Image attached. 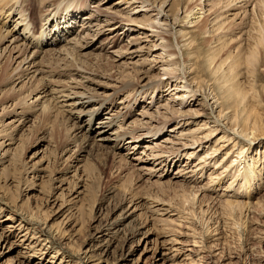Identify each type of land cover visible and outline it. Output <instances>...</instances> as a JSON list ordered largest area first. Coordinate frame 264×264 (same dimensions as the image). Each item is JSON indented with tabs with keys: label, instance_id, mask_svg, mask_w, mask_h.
Masks as SVG:
<instances>
[{
	"label": "bare ground",
	"instance_id": "bare-ground-1",
	"mask_svg": "<svg viewBox=\"0 0 264 264\" xmlns=\"http://www.w3.org/2000/svg\"><path fill=\"white\" fill-rule=\"evenodd\" d=\"M27 1L0 0V45L9 43V45L0 51V58L5 57L8 53L9 58L16 62V59L22 58L23 55L15 58L12 51L15 49L25 52L24 58L18 62L14 71L21 73L25 78H29L28 83L34 84L32 88L35 90L34 93H36V97L32 102L28 100L34 98L33 91L28 92L23 97L18 98V96H13L10 98V102L18 98L14 107H21V110H15V117L21 115L27 119L29 111H39L35 116L34 128H38L44 119H48L50 124L48 128L51 134L49 137H46L45 133H42L43 136L40 139H50L52 144L54 142L55 147L53 148L60 152L62 144H57L55 133L57 129H63L66 136L61 152L65 154L64 149L72 151L67 160L72 161L74 158L77 159V156L84 152L88 156L85 166L73 167L75 172L74 179L61 178V183L57 186V189H62L61 194L65 193L69 194V196L76 194V198H79L83 194V191H78L79 188L83 187V184H80V181L84 177L81 172H85L90 165L92 166L94 163H97L93 161L94 163L91 164L93 156L88 150V146L92 147L93 145L95 148V144L92 142L93 136L87 134L86 130H93L96 126L95 120L97 117L103 112V109L108 108L107 112L108 110L110 111L107 114H111V119L109 122L107 121L102 124L103 129L100 127L97 132L98 136L102 137L98 140L102 141L100 145L104 146V149L113 150V144L117 147L123 143L128 145L127 151L130 154L133 151L131 149H135L136 145L139 144L138 142H141L139 139L141 140L142 138L147 139V142H145L146 146H142L143 151L139 152V155L134 158L136 161H143L144 156H147L149 160L151 159L149 157L152 155L151 157H155V161L159 160V164L165 170L168 168L169 172L173 165L180 162L181 155L186 149L188 155L185 161H187V165H190V168L192 165L194 167L191 169L192 174L189 177L186 175V166L183 170L182 165L175 174H179L177 177H184L181 184H176L177 189L182 192L180 197L177 196L178 199L180 198V206L177 203L178 206H174V202V205H169L164 202V199L160 200L161 198L158 199L157 196L153 201L148 203V209L153 212L157 220L165 221L169 218L170 220L168 221L170 222H178L177 224L175 223L178 227L177 230H173L172 228V233L177 234L167 238L164 241L163 248H161L158 242L155 243L153 257L158 261V264H229V262L232 264V260L240 256L231 255L227 257L220 250L222 247H217L220 245L218 241L224 236L221 232H217V230H215L214 234L212 231L207 230L210 221L206 223L209 218L205 219L207 208L204 209L205 205L203 206V201L207 196L205 190L217 194L218 192L216 191L221 187V182L229 175H233L224 186L223 190L225 191L221 192L222 196L226 195L227 197L222 201H217L222 208L227 209V214L232 215L237 213L242 217H247V214L252 211L254 212V208L261 204L259 202L261 199L252 201L251 196L255 192L257 180L261 178L262 171L258 170L259 163L249 155V147L243 142L249 139L264 138V115L262 117L258 111L259 104H257L258 101L255 99L257 94L254 92L256 91L255 75L264 71V63H262L263 54H261L262 50H264L262 48L264 46V0H223L224 2L222 0H178L179 4L174 16H171L170 9L167 10V7L170 6L169 0H117L113 3L115 6L109 8L104 7L105 0H100L95 6H92L96 7L95 10L94 8L90 9V4L95 3L94 0H59L58 5L50 9V11L47 12L48 9L40 11L41 26L39 31L35 30L36 27H34L30 20L31 18L28 17V8L26 9ZM46 1L49 0H41L40 2L41 4H45ZM120 2L126 3L128 8H123L121 11L117 10L116 5H119ZM181 2L182 6H180ZM221 3H223L222 6H220ZM260 10H262L263 14L258 18V11ZM82 11L91 12H86L83 19L96 18L97 20H93L98 21V25H101L102 20L100 18L104 17V21H107V24H103V28L107 27L109 34H112L120 26H129L128 29H137L140 31V34H145L144 36H133V41L131 39L133 44L141 42V37H145L149 41V43H145L141 47L130 49V53L144 56V59L140 64H137L140 67L138 69L137 80L135 82L121 83L119 88V91H123L122 97L124 102L122 105L127 111L130 110V113L142 98L146 103H151V105H145L146 103H144L141 107L142 113L138 114L141 117H137L135 121H132V127L128 130L123 127L125 125L126 114L122 113L121 110L120 112L112 113L114 108H117L118 90L114 89L113 93L109 95L110 98L105 99L103 98V93H98V95L94 96L90 95L86 89L78 91L76 85L75 88L71 87L72 85H54L59 82H55L53 80L55 76L52 77V75L53 73L57 75L59 66L57 63L56 66H47L49 60L60 61L69 59V61L77 64L76 49L75 52H71L67 45V47L63 46L65 44L62 43L61 46L57 45L61 41H64L62 39L67 37L71 31L78 32V27L86 24L83 19L77 20L78 14ZM46 12L47 17L44 19L43 17ZM63 12H65L64 15ZM232 12L235 13H233V16H230ZM249 20L250 26L246 23ZM230 21L233 22V25L244 30L242 33L244 38L236 39L242 42L233 49H231L230 44L236 40L223 42L219 38H216ZM9 22H13V26L5 29ZM202 22L206 24V31L199 25ZM81 23L82 25H80ZM132 24H135V26ZM192 29L201 32L199 36H201L202 40H210L207 51L198 50L197 42L189 35ZM62 32L63 34H61ZM167 33L176 39L177 46H174L175 43L171 39L166 38ZM87 38V36L79 37L78 43L83 39L85 41ZM205 45L207 46V43ZM44 46L53 47L45 51L44 56L48 57H46L47 60L42 56L41 60L37 63L35 60L38 58L37 56L40 52L37 48L42 49L45 48ZM188 50H191V52L187 53ZM118 52L120 54V51ZM24 64L27 65L26 68L22 67ZM61 68L68 70L69 74H71L69 68ZM2 69L5 72L3 67ZM238 69L242 70L237 72L236 70ZM238 76L243 80L240 81ZM26 83L24 82V84ZM80 86H84L83 82ZM166 89H168L167 91H169L170 95L164 98ZM106 91L104 89L102 92ZM133 91L138 93L134 94ZM149 93H152L151 98L146 101L145 96ZM60 98L63 99V102L60 101ZM67 101H70V103L63 104L67 103ZM161 101L165 102L159 104ZM252 103L255 104L252 105ZM57 104L62 105L59 107ZM93 104L92 110L86 111L85 108ZM108 104H110L109 107H107ZM64 107H67V109ZM2 111L4 113L5 107L2 108ZM62 111L67 113L68 116L62 114ZM83 114L88 116L85 120H83ZM192 117H200L206 120L201 122L197 128H184L182 125H188L190 123L188 120ZM161 119L174 121V125L170 126V129L165 124L157 126V123ZM194 120L197 122V118ZM14 121L16 120H12L9 123L14 124ZM4 122L2 116H0V124L2 126ZM115 125L118 132L116 133V141L111 143L112 139L106 135L108 130L112 129L110 127H114ZM141 127L149 128L142 131L144 129ZM17 128V125L8 128L1 127L0 138L4 139L10 136V140H13V132ZM85 128L86 130L84 131ZM171 133H174L176 137H171ZM160 137H163L162 142L160 141ZM176 139H179L182 143L178 144ZM211 139L216 140L215 144L212 148H206ZM29 141L30 134L21 139L11 158L7 160L8 164H10L5 166V168H17V165L20 164L25 174V177L16 178L15 175L10 176V171H5V184L7 188L2 189L0 187V191L6 192V195L9 194V200L13 204H15L16 199L14 194L9 192L11 191V183L8 184V182L11 179L17 182L16 187L18 190L20 189L18 191L19 196V194L23 193L20 185H27L24 192L26 193L25 195H28L32 192V189H35L33 188L32 179L41 177L40 172L42 169H39L37 163L30 165V163L24 161L25 159H22ZM3 146L4 142H0V150ZM221 152L224 155L214 164V159ZM55 155L57 156L56 153ZM62 158L63 156H61ZM118 159V169H120L121 173L122 163L129 161L123 155H120ZM131 167L133 171L138 168L137 166V168L135 167V164H131ZM208 169L212 171L206 175L207 178L205 177L207 182L201 184L199 180L202 179L201 177L204 176V173ZM153 170L151 168L150 172ZM185 170L186 172H184ZM161 174L157 177L158 180L153 183L160 187L164 184L166 185V183L159 180L162 178ZM155 175L152 176L155 177ZM128 182L131 186L132 180ZM44 183L48 182L45 181ZM167 184L172 186L171 182ZM177 189L175 188L176 191H178ZM131 195L134 198L127 201L129 202L128 206L123 207L121 213L122 219L131 217L135 209L141 205V196H139L138 200H135V195ZM166 201L169 203L168 200ZM214 201L212 200V203ZM95 202L97 203V201ZM207 206L209 207L208 204ZM172 217L175 218L171 219ZM119 221L116 223L118 224ZM186 222L190 223L186 225ZM142 227L136 226L126 233L124 235L125 243H129L132 238L136 239ZM104 232H106V235L113 233L114 236H118L115 225L110 221L106 227H103V225L98 227L96 236L103 237L105 236ZM7 235L3 231L0 232V245L7 242ZM147 237L148 242L150 235L148 236L146 233L140 239H146ZM210 239H214L217 245H209ZM43 240H47V237ZM28 248H31V250L36 249L32 248L30 244ZM41 250H44L43 246L38 249L39 252ZM59 251L60 249H56V254L61 256V260H64V263L60 262L59 264H86L84 260L93 257V253L90 250H85L83 253L77 252L78 255L74 257L70 256L69 260H65L69 256H66L65 252ZM0 253H4V251H0ZM245 253L246 256L248 254L251 256L249 249ZM34 255L35 253L25 254L24 256L23 254L15 255L11 258L10 264H24L25 260ZM53 257L55 258V256ZM214 258L217 261H214ZM252 258L253 260L250 264H264L263 253L252 255ZM140 263L141 261L137 264Z\"/></svg>",
	"mask_w": 264,
	"mask_h": 264
},
{
	"label": "rangeland",
	"instance_id": "rangeland-1",
	"mask_svg": "<svg viewBox=\"0 0 264 264\" xmlns=\"http://www.w3.org/2000/svg\"><path fill=\"white\" fill-rule=\"evenodd\" d=\"M40 1L41 0H28L26 2V9L28 8L29 18H31L30 20L32 21L34 27H36V30H39V27L41 26V20L39 18L40 11H45L48 9V12L53 7L55 8L60 2L59 0H49L46 1L45 4H41ZM94 1L95 3L90 4V9L94 8L95 10L96 7L92 6H95V4H97L100 0ZM115 1L117 0H105L104 7L109 8L111 6H115L113 4L115 3ZM169 2L170 6L167 7V10L170 9L171 16H174L179 1L169 0ZM222 2L224 1L222 0ZM180 4V6H182V2ZM222 5L223 3L220 4V6ZM127 6L128 5L126 3L120 2L119 5H116V9L121 11ZM47 12L44 14V19L47 17ZM86 12L91 13L88 11H82L80 12V14H78L79 16L77 17V20H82ZM233 13L235 12H232V15L230 16H233ZM64 14L65 12H63V15ZM262 14V10L258 11V18H260ZM93 19L96 18L92 17L87 18L86 20L83 19L85 20L84 23L86 24H84L83 26L81 23L80 25L82 26H76L79 28L78 32L71 31L67 35V37L62 39L64 41H61L57 45L61 46L62 44H65L63 46L67 45L69 51L71 52H75L76 49L77 55L75 56L77 57V64L69 61V59L60 61L49 60L47 66H56V63L59 66L57 75H54V73L52 75V77L55 76V79L53 78V80L55 82H59L55 83L54 85H72L71 87L74 88L76 85L78 91H84L86 89L87 92L90 93V95L94 96L98 95V93H103L104 97L101 95L99 96L105 99H109V95L113 93L114 89L119 91L121 83L135 82L137 80V76L139 73L138 69L140 68L137 64L141 63V61L144 59V56H139V54L130 53V49L141 47L145 43H149V41L145 39V37H141V42L133 44L131 42L133 36H144L145 34H140V31H138L137 29H128L129 26H120L115 31H113L112 34H109V30H107L108 28H103V24H107V21H104V17L100 18L102 20L101 25H98V21H96L97 19ZM246 23L250 26V20ZM132 25L135 26V24ZM199 25L202 29L206 31V24L202 22ZM12 26L13 22H9L5 29H8L9 27L11 28ZM243 31L244 30H242L240 27L233 25V22L230 21L229 24L224 28L222 33H220L216 38H219L220 41L223 42H231L232 40H236L238 38H244V36L242 35ZM200 33L201 32L199 30L192 29V31L190 30L189 35L192 37V39L197 42V48L199 51H207L210 45V40H202L201 36H199ZM61 34H63V32ZM84 36H87L88 38L85 41L83 39L81 41L82 43H78L79 37ZM166 38L171 39L172 42L175 43L174 46L176 45V39L171 37L169 33L166 34ZM240 42L242 41L236 40L231 43V49H233L234 47L236 48ZM205 43H207V46L205 45ZM7 45H9L8 42L4 45H0L2 46L0 48V51H2V49ZM52 47L53 46H47L42 49L37 48L40 52L37 56L38 58L35 61L38 63L41 60L42 56L44 59L47 60L48 57L44 56L45 51L52 49ZM262 48H264V46H262ZM118 51H120V54ZM12 52L15 58L22 55L23 57L17 58L16 62L12 61L9 58L8 53L5 55V57L3 56L2 58H0V64L3 63L2 65H0V116H2V119L5 121L3 126L0 124V129L1 127L8 128L15 125H17L18 128L16 129V131L13 132V140H10V136L5 137L4 139L0 138V142H4V146L0 150V187H2V189L7 188V185L5 184V171H10V176L15 175L16 178L22 176L25 177L24 170L22 169L20 164L17 165V168H5V166H8L10 164H8L7 160L11 158L12 153L20 144L21 139L29 134L30 141L28 142L27 149L24 152L22 159H25L24 161L30 163V165L32 163H37L39 169H42V171L40 172L41 177L39 176L36 179H32V183L34 186L33 188L35 189H32V192L28 195H25L26 193L24 192V190L27 188V185H20L23 193L19 194V197L18 191H20V189L18 190L16 187L17 182L13 181V179L8 182V184L11 183V191L9 192H12L14 194L16 199L15 204H13L9 200L8 193V195H6V192L3 193L0 191V232L3 231L5 234H8L7 242L0 245V251H4V253H0V264H10L11 258L15 255L23 254L24 256L25 254L32 253H35V255L29 257L28 260H25L24 264H59L60 262L64 263V260H61L60 258L61 256L56 254V249H60L59 252H65V255L69 256L66 257L65 260H69L71 258L70 256L74 257L78 255L77 252L79 251L80 253H83L85 250H90L93 253V257L90 259L86 258L84 260L86 264H137L140 261V264H144V262H146V264H158V261L153 257V253L155 251V243L158 242V244L161 245V248H163L164 241L167 238H170L177 234L172 233V228L173 230H177L178 227L175 225V223L177 224L178 222H170L168 221L170 220L168 217V219L165 221L157 220L153 212L148 209V203L153 201V199L157 196L158 199H164L165 201H163L169 205H172L173 202L175 204L173 205L176 207L178 205H181V203L179 204L180 198L178 199L177 196L180 197L182 192L177 189L176 184H181V181L184 177H177L179 174H175L182 165L181 167H183V170L186 166V175L189 177L192 174L191 169L194 168L193 165L190 168V165H187L188 163L187 161H185V158L188 155L186 149L181 155L180 162L176 165H173L169 172L168 168L167 170H165V168H163V166L159 164V160L155 161L156 158L154 157V159L153 157H151L152 155L149 157L151 158L149 160L147 159V156H144V160L141 162L136 161L134 159L137 155H139V152L143 151L142 146H146L145 142H147V139H139V141L141 142H138L139 144L136 145L135 149H131L133 151L130 154L127 151L128 145L123 143L121 145L119 144V146L117 147L113 144V150L104 149V146L100 145L102 141H99L98 139H100L101 136H98L97 132L100 127L101 129H103L102 124L106 123L107 121H110L111 114H107L110 111L108 110L107 112L108 108L103 109V112L95 120L96 126L94 127V129L91 131L86 130V128L84 129V131L86 130L87 134L93 136L92 142L95 144V148L97 147V149H95L93 145L92 147L88 146V150L93 156L91 164L94 163L93 161H96L97 163H94L92 166L90 165L89 168L85 170V172H81L82 176L84 177L82 178V181H80V184H83V187L79 188L78 191H83V194L79 198L75 197L76 194L72 196H69V194L65 193L61 194L62 189H57V186L61 183V178L74 179L75 172L73 167H81L83 165L85 166V162L88 156L84 152L81 155L77 156V159L74 158L72 161L67 160V157L71 155L72 151H66V149H64L65 154H62L61 152L63 150L62 145L65 141L66 136L65 131L63 129H57L55 133L57 144H62L60 147V152L53 148L55 147L54 142L52 144V142H50V139H40L43 136L42 133H45L44 135L46 137H49V135L51 134L50 129L48 128L50 126L48 119H44L38 128H34L33 123L36 119L35 116L39 113V111H29L30 113H28L29 115L27 119L25 117L23 118L21 115L15 117V110H21V107L19 106L14 107V104L17 99L19 97L27 95L28 92L33 91L34 98L28 100L29 102H32L36 97V93H34L35 90L32 88L34 87V84L31 82L28 83L29 78H25L24 76H22L21 73H17L14 71L18 62L24 58L25 52L18 51L15 49ZM189 52H191V50H188L187 53ZM261 54H263L262 63H264V50H262ZM2 67L4 68L5 72L3 71ZM22 67L26 68L27 65L24 64ZM61 67L69 68V70H71V74H69L68 70H63V68ZM241 70L242 69H238L236 71L240 72ZM146 77L148 78V76ZM255 77L256 91L254 92L257 94L255 99L258 101L257 104H259L258 111L263 117L264 71L260 72L258 75H255ZM238 79L240 81L243 80L239 76ZM24 82L27 83L24 84ZM82 82L84 84L83 87L80 86ZM104 89L107 91L102 92L104 91ZM167 90L168 89H166L165 91L166 93L164 95V98L170 95L169 91ZM122 92L123 91H119L118 93L116 100L117 108H114L112 113L114 114L118 111L120 112L121 110L122 113L126 114V120L124 122L125 125H123V127L128 130L132 127V121H135L137 117H141L138 114L142 113L141 107L146 102L142 98L130 113V110L127 111V109H125L122 105V103L124 102ZM133 92L134 94L138 93L135 91ZM151 94L152 93H149L145 96L146 101L151 98ZM13 96H18V98L10 102V98ZM62 100L63 99L60 98L61 102H63ZM164 102L165 101H161L159 104ZM68 103H70V101H67V103L65 102L63 104ZM255 103H252V105ZM60 105L62 104H57V106L59 107ZM145 105H151V103L148 102ZM109 106L110 104H108L107 107ZM3 107H5L4 113H2ZM93 107L94 104L88 106L85 109L86 111H90ZM196 107L198 108V106ZM64 108L67 109V107ZM64 108L63 110H65ZM62 114L68 116V114L63 111ZM82 116H84L83 120L88 117L86 114H83ZM195 118H197V122L196 120H194ZM12 120H16L14 121V124L9 123ZM204 120L206 119H202L200 117H192L189 118L188 122L190 123L188 125L183 124L182 126L184 128H197L199 127L200 123ZM160 124H165L166 127L170 129V126L174 125V121L161 119L157 123V126ZM110 128L112 129L108 130L106 136H110V138L112 139L111 143H114L116 141V133L118 131L116 130V125ZM141 128L144 129L142 131H145L146 128L149 127ZM170 135L171 137L173 136V138L176 137L174 133H171ZM160 138V141L162 142L163 137ZM176 141L178 144L182 143V141H180L179 139H176ZM215 142L216 140L211 139L208 142L206 148H212ZM263 142L264 138L249 139L246 142H243L246 144V146L249 147V155L259 163L258 170L262 171L261 178L257 180L255 192L253 196H251L252 201L261 199L259 201L261 204L258 205V207L256 206L254 208V212L252 211L247 214V217H242L237 213L229 215L227 214V209L222 208L219 203H217V201H222L224 200V198L227 197L226 195L222 196L221 192L225 191L223 190L224 186L227 184L228 180L233 175H229L223 180V182H221V187L216 191L218 192L217 194L210 193L208 192V190H205V194L207 195L205 197L204 194L205 200L203 201V206L205 205L204 209L207 208L205 212V219H210L206 221V223L210 221V223H208V227L207 225L205 226L207 227V230L212 231L213 234L214 232H216L215 230H217V232H221V234L224 236L221 238V240L218 241L220 245L217 246L218 248L222 247L220 250L223 252L224 255H226L227 257L231 255L240 256L239 258L233 259L232 264H250L253 260L252 255L259 253L264 254V238H262L264 237ZM55 153L57 154V156L55 155ZM120 155L126 157L130 162L129 163L126 161L122 163L121 173L119 171L120 169H118V157ZM223 155L224 153L221 152L214 159V164H216ZM61 156H63L62 159ZM131 164H135V167L137 166L138 168L136 167L137 169L133 171ZM151 168H153L154 170L150 172ZM211 171L212 170L208 169L204 173V176L201 177L202 179L199 180L201 184H205L207 182L205 177L207 178L206 175H208ZM184 172H186V170ZM160 173H162V178L159 180L161 182L166 183V185L164 184L161 187L153 184L156 182V180H158L157 177L160 176ZM149 174L156 175L154 177L152 175L149 176ZM175 176L176 178H174ZM146 178L148 179L146 180ZM129 180H132L131 186L128 182ZM45 181L48 183L45 184ZM169 182H171L172 186H169V184H167ZM173 184H175V186H173ZM183 184L185 183L183 182ZM65 187H67V185H65ZM128 188L131 190H129ZM175 188L178 191H176ZM131 194L135 195V200H138L139 196H141V205L135 209V212L131 217L122 219L121 213L123 207L128 206L129 202L127 201H130L134 198V196H132ZM148 198H150V200L147 201ZM208 199H210L211 201ZM166 200H168L169 203ZM212 200L215 201L212 203ZM95 201H97V203ZM207 204L209 205V207L207 206ZM235 216L236 218H234ZM163 218L166 219L165 216H163ZM174 218L175 217H172L171 219ZM109 221L115 225V228L118 231V236H114L113 233L106 235V232H104L105 236L97 237L98 235L96 236V231L98 227L100 225L106 227ZM117 221H119L118 224L116 223ZM186 223V225H188L190 222ZM143 225L144 227H142ZM136 226L142 227V229L140 230V234L136 237V239L132 238L129 243H125L124 235ZM185 230L187 229L185 228ZM144 233H146L148 236L150 235L148 242V237L146 239H140L142 238V235ZM46 237L47 240L44 241L43 239H46ZM154 240H156V242H154ZM29 244L30 246H32V248H36L34 249L36 252L34 250H31V248H28ZM210 244L217 245L214 239L209 240V245ZM42 246L44 250H41V252L43 253L38 251V249ZM184 248L187 249L186 247ZM248 249L251 252V256H249V254L247 255L249 257H247L245 253ZM53 256H55V258ZM213 260L215 261L216 259L214 258ZM229 264L231 263L229 262Z\"/></svg>",
	"mask_w": 264,
	"mask_h": 264
}]
</instances>
